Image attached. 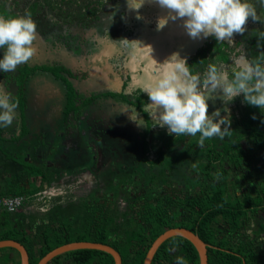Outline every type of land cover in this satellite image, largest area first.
I'll use <instances>...</instances> for the list:
<instances>
[{"label":"rangeland","instance_id":"obj_1","mask_svg":"<svg viewBox=\"0 0 264 264\" xmlns=\"http://www.w3.org/2000/svg\"><path fill=\"white\" fill-rule=\"evenodd\" d=\"M249 2L255 6L257 15L264 21V5H261L260 0H249ZM0 5L9 16L23 15L25 11L30 12L37 25V36L32 45L35 52L28 62L29 64H61L72 72L88 71L85 79L70 78L79 100L90 94L103 91H119L126 76H129V79L123 92L131 98L133 96L132 90L135 88L143 89L146 84L150 83L151 79L158 74L160 69L158 64H163L174 53L186 60L193 74L203 76L210 64L228 65L241 56L255 59L261 52H264V40L257 37L259 31H264V23L260 21L253 22L249 18L247 31L243 35L233 34V43H228L227 40L217 43L214 37L192 39L187 35L182 19L169 20L163 29L157 30V20L166 16L167 10L161 9L154 3V0H145L143 6L138 10L130 9L127 0H0ZM137 15L141 18L137 19ZM2 56L3 50L0 49V58ZM17 68L11 73L0 72V85L13 94V99L17 91L15 81ZM215 95V99L207 101L208 114L211 115L212 112L220 109L221 116L230 113L231 121L230 132L223 140L213 138L216 148L219 149L223 142L230 139L231 133L236 136L244 134V128L239 126V117L244 111L245 102L241 95L232 102L225 104L218 98L219 93ZM26 99V105L33 103L31 107L28 106L27 108L28 115L39 113L43 117V121H46L43 128L54 127L52 118L59 121L57 116L63 117L64 89L58 81H54L49 75L36 74L29 80L26 85ZM147 103H150L149 98ZM224 107L229 109V113L223 111ZM40 108L45 113L41 114ZM131 109L135 108L125 103L102 98L88 106L80 115L71 112L67 121H62L61 125L65 130L73 128V132H75L76 128H83L87 138L89 137L91 141L93 152L101 153V160L94 165L97 173L93 170L90 172L96 184L106 185V180L117 172L119 177H129L132 186L138 184V174L142 176V184L144 180L152 178L157 184L162 185L163 181L168 178L175 182L176 187L182 189L188 187L192 180L196 186H200L201 180L205 179L204 170L206 167L204 163L206 161L204 151H200L196 146L198 137L190 136V138L177 140L163 158L161 157L159 163L150 166L148 159H153L152 154L156 149L173 136L168 134L166 128L153 125L152 117L149 116L150 128L147 135L149 144L146 149L141 150L143 137L139 136L140 138L136 142L135 134L138 132V128L145 130V123L138 113L139 119H142L140 123L144 126L136 125L135 121L130 119ZM29 126L31 131L29 137L32 138L37 130V124L31 121ZM41 133L44 134V132ZM71 136L76 139L75 133ZM47 137L48 135H44L43 139H47ZM13 138L3 143L0 142V154L5 152L9 156L13 155L11 159L15 162V164H9V162L1 165L3 170L9 171L10 175L5 177V183L10 186L14 181L19 182L23 175L27 180L38 175L36 172H30V168L24 165L23 147L19 148L17 145L21 139L14 136ZM38 138L40 139V137ZM82 138L80 137V144L84 142ZM127 142L135 143L133 154L137 152V156L134 154L130 159L122 157L121 154L124 153V148L128 146ZM6 148H8L9 153H6ZM107 152L115 155V158L111 160L113 165L105 170L106 162L103 160V155H106ZM35 162V165L42 168L45 173L53 171L52 167L48 166L43 169V165H39L37 160ZM123 162L130 165L123 167ZM257 162L260 164V161ZM114 163L117 167H114ZM216 167V164L210 166L209 171L212 175H214ZM113 171L115 172L113 173ZM195 172L203 176L201 180L196 179ZM211 177L213 176L206 177V180L210 182ZM71 179L73 178L68 177L63 184L58 183L55 188H59L61 194L58 196L63 198H61L62 202L68 200L72 201L71 205H75L76 202L74 201L76 200L70 197V191L74 186ZM68 180L71 182L69 183ZM125 182L122 180L121 185ZM232 184L236 186L234 180ZM37 185L39 182L38 184L32 181L29 183L30 188ZM107 185L106 188H110V192L116 194L117 190L120 191L121 189V186L116 185L114 181ZM146 186L150 187V184ZM122 188L125 192L123 185ZM115 189L117 190L115 191ZM149 189L146 192L148 197L154 195ZM91 195L94 199L95 194L91 193ZM123 200L124 202L121 204L122 213L126 209V198ZM55 203L60 205L57 200ZM26 205L43 206L44 209L48 207V203L46 205H39V203ZM115 205L120 206L116 202ZM20 210L18 209L11 215H15ZM82 212V218L77 217L75 223L74 219L69 220L64 216L57 218L58 216L55 215H52L49 221L54 226L57 225L58 220L59 225L78 229L84 219L92 218L87 209ZM66 214L68 215V213ZM120 216L121 214H117V220L120 219ZM260 216L259 213L258 217ZM1 220L4 218L1 217ZM130 223L134 224L133 222ZM4 226H7L9 231L19 229V225L11 223V221H6ZM52 228L54 227L50 224H42L39 232L40 237H43L44 234L50 235ZM255 228L257 229V227ZM79 232L82 231L79 229ZM12 233L20 238L18 232ZM70 233L76 234L75 230L70 231ZM8 253L11 254L10 251Z\"/></svg>","mask_w":264,"mask_h":264},{"label":"trees","instance_id":"obj_2","mask_svg":"<svg viewBox=\"0 0 264 264\" xmlns=\"http://www.w3.org/2000/svg\"><path fill=\"white\" fill-rule=\"evenodd\" d=\"M0 15L9 16L1 5ZM36 74L49 75L62 85L65 97L62 109L64 122L71 112L80 115L88 106L102 98L133 106L145 123L142 150L148 146L150 117L147 112L141 111L148 101V96L145 92H141V88L133 89L131 98L124 94L123 90L126 88L129 76H126L121 83L119 91H103L79 100L70 78L85 79L88 71L72 72L61 64L26 63L17 68L15 76L17 91L14 100L18 102L19 136L28 132L25 122L26 85ZM253 116L256 118L253 119ZM262 121H264V109L245 103L244 111L239 117V126L245 130L243 135L236 136L231 133L230 139L223 142L219 149L216 148L213 138L206 140L203 147L196 144L200 151H204L206 161L205 179L201 178L203 176L200 173H194L196 179H202L197 189L189 188L181 191L174 186L167 188L164 185L147 187L146 185L151 184L153 179H146L142 184L141 175L137 177L138 184L132 186L129 177H126L128 181L122 185L125 188L127 208L120 223H115L113 217L116 209L115 195H111V199L107 197L93 199V195H90L79 205L73 219L75 223L77 217L82 218V211L86 209L91 213L92 218L84 219L78 229H71L65 225H59L57 230L50 229L51 234H44L42 238L45 244L31 264H36L38 259L53 248L73 241L106 244L120 254L121 264H143L146 252L155 238L166 229L176 227L189 229L208 245L207 264H264V247L261 246L262 242L259 241L257 233L259 230H264V122ZM78 132L81 138L83 136L82 143L91 155L92 146L89 137L87 138L85 130L81 127ZM172 136L156 149L152 154L153 159H148L150 166L159 163L174 142L190 138V136L181 138ZM0 138H2L1 131ZM257 161H260V164ZM24 163L30 168V172L38 173L42 183L44 182L45 185L48 183L50 176L39 167L29 165L25 161ZM213 164L217 166L214 175L209 171ZM86 165L83 168H86ZM67 170H69L66 171L67 173L73 172V169ZM208 176H213L210 182L206 180ZM233 180L236 186L232 184ZM17 184L14 181L11 186L8 184L3 186L0 189V197L31 194L42 186L30 188L29 185L25 187ZM148 189L154 195L148 197L146 194ZM105 192L107 196L108 191ZM259 212L260 217H258ZM4 214L8 215V213ZM5 222V218L0 219V226L2 227ZM253 223L259 228L257 232L251 234L246 226ZM74 230L76 234L72 235L70 231ZM11 238L13 239L12 233L7 231L0 236V239ZM66 254L72 256L75 264H114V259L109 253L97 249H76ZM177 256L183 257L186 264H199L198 252L194 245L179 235L167 238L159 245L151 264H175Z\"/></svg>","mask_w":264,"mask_h":264},{"label":"clouds","instance_id":"obj_3","mask_svg":"<svg viewBox=\"0 0 264 264\" xmlns=\"http://www.w3.org/2000/svg\"><path fill=\"white\" fill-rule=\"evenodd\" d=\"M144 2L127 0V5L138 10ZM154 3L167 10V15L157 20L158 31L169 20L182 19L187 35L192 39L214 37L217 43L226 40L233 43V34L243 35L247 31L249 18L264 23L249 0H154ZM260 3L264 5V0ZM140 18L137 15V19ZM36 36L37 25L30 12L8 17L0 15V49L3 50L0 72L11 73L28 63L35 52L32 45ZM257 37L264 40V31H259ZM158 65V74L141 90L150 101L141 111L152 117L153 125L166 128L169 135L196 137L199 134V147L214 137L223 140L230 132L229 109L223 108L229 113L225 116H221L220 109L208 114L207 101L215 99L217 93L225 104L242 95L246 104L264 109V52L255 59L241 56L232 64H210L203 76L193 74L186 60L176 53ZM17 108L13 94L0 85V127L12 126ZM130 119L143 125L138 122L142 119H138L136 109H131ZM0 211L7 213L1 207ZM175 264H186V261L177 256Z\"/></svg>","mask_w":264,"mask_h":264},{"label":"crops","instance_id":"obj_4","mask_svg":"<svg viewBox=\"0 0 264 264\" xmlns=\"http://www.w3.org/2000/svg\"><path fill=\"white\" fill-rule=\"evenodd\" d=\"M37 64H39V63H37ZM32 104L33 103L27 104L25 107V122H26V125L28 128V132L26 134H24L23 136H19V134H20L19 133L20 132L19 123L20 122H19L18 110H16V118L13 122L14 125H12L8 128L0 127L1 137H2V138H0V142L3 143L6 141H9V140H12V139H14L13 136L15 138L19 137L21 139V142H17V145L19 146V148L23 147L22 153H23V157L25 159V162H27L29 165L36 166L35 161L37 160L39 162V165H43V169H46L48 166L52 167L53 171L51 173H48V172L46 173L48 176H50L48 178V183L46 184V187L48 189L55 187V186H58V183L63 184L64 181L68 177L73 178L71 180H72V184H74V186H72V189L70 191V197H71V199L74 198L76 200L74 202H76V203H75V205H71L70 203H72V201H68V200L66 202H62L61 201L62 197L58 196L61 194V192H59V190H58L59 188H55V189H52L53 193L50 197V200H49L50 202L49 201L47 202L48 207H46V209H44L43 206L27 205V206L23 207L15 215H10V214L7 215V214H4V212L0 211V216L5 218L6 221H11V223L18 224L22 228L26 227L27 229H30L31 227H33L32 230L35 229L36 232L41 227L42 224H47V225L50 224L52 227H54L53 229L57 230L59 228L58 220H57V225H55V226L53 223H51V221H49V219L52 215L58 216L57 218L64 216V217H66V219H69V220L73 219L74 214L76 213L79 205L83 202L84 199L90 197L91 193L95 194V197L98 199H100V198L104 199L106 197L111 199V195L114 196V194H116V193L110 192V188H106V187L108 186L107 185L108 183H112L114 181V183L116 185L121 186L120 191L115 189V191L117 190V194L115 195L116 196L115 202L117 204L119 203L120 206L116 205V209L113 212V217H114L115 223H120L121 217L123 215L122 210H121V207H122L121 204L124 202L123 199L126 198L124 196L125 192L122 188L121 181L122 180L128 181V179L123 178V177H119L118 173L113 171V173L115 172V174H113L112 177H109V179L106 180L107 181L106 185L101 186V184H96V182H95V180L92 177V174L90 172L93 170L97 173V171L94 168V165H96L98 163V161L101 160V157H102L101 153L97 152V151L93 152V149H92V152L90 155L88 150L86 149V147L83 145V143L81 142V144H80V141H79L80 137H79L78 128H76L75 132H73V130H74L73 128H71V130H69L70 128H68L67 130H65L63 128V126L61 125L62 121H63V117L61 118V117L57 116V118H59V121H57V120L55 121L52 118L55 126L54 127L50 126L49 128L51 130L49 128H43V125L46 124V121H43V117H41V115L39 113H38L39 115L38 114L37 115L36 114H29L28 115V113H27L28 106L31 107ZM39 112L42 114L44 111H42L40 108ZM68 118H69V115H68L67 119ZM138 119H139V116H138ZM31 121H34V123L37 124V130L35 131V134L32 138L29 137V134L31 132L29 122H31ZM138 122H141V121H138ZM149 123H150V121H149ZM136 125H137V123H136ZM41 132H44V134H42ZM143 132H144V128L143 129L138 128V132L135 134L136 140H137L136 142H138V140L142 136ZM74 133L76 135V139L71 136ZM44 135H48L47 139H43ZM38 137H40V139ZM130 137H132V136H130ZM74 139L76 142L74 141ZM120 142H121V140H120ZM121 144H122V142H121ZM127 144H128V146L126 148H124V153H121V154H122V157H126V158L130 159V157L135 154V153L133 154V151L135 148V146H134L135 143L133 144V142L132 143L127 142ZM8 148L5 149L6 153H9ZM141 150H142V147H141ZM15 155H16V153H15ZM135 155L137 156V152ZM12 156L5 154V152L0 154V189L3 186L7 185L5 183L6 182L5 177H7V176L9 177V175H10L8 170L6 171V170H3L1 168V165H3V163L8 164L9 162H10L9 164H15V162L11 159ZM103 156H104L103 160H104V162H106L105 170H107L110 168V166L113 165V162L111 160H113L115 158L114 157L115 155L107 152V154L103 155ZM119 158H121L120 155H119ZM47 159H49V160H47ZM90 159H91V164H90ZM86 164H88V165H86ZM84 165H86V168H83ZM129 165H130L129 163H125V162L122 163L123 167H128ZM77 166H79L80 168ZM114 167H117L115 163H114ZM75 168H79V169L74 170ZM40 169L42 170V168H40ZM67 169H73V172L67 173L66 171H69ZM140 175L141 174H138L137 177L139 178ZM125 177H127V176H125ZM31 181L35 182L36 184H38V182H39V185H42L43 187L45 186V183L41 182L42 180H41V178L39 179L38 175H35L34 177H32L29 180H27L25 175H23V177H20V181L17 183L19 185H25V187H28L27 185H29V183ZM68 181H66V182H68ZM70 182L71 181H69V183ZM41 187H40V189L43 188V187L42 188ZM106 190L108 192H110V194H108V192H107V196L105 195ZM54 195H56V196H54ZM109 195H110V197H108ZM123 196H124V198H123ZM56 200L60 205H57L55 203ZM125 211H126V209L123 212H125ZM64 212L68 213V215ZM117 214H121L119 220H117V218H116ZM7 219H9V220H7ZM4 227H7V226H4ZM4 227H3L4 230L2 229L3 232L6 230ZM256 227H257V229L259 228L258 225ZM2 231H0V236L2 235L1 234ZM259 232H260V234L258 235L259 241L263 242L262 239H264V230H261V231L259 230ZM25 233H27V230ZM26 236L28 237V235H26V234L23 237H26ZM32 236L33 237L29 238V239L26 237L28 239V241L26 243L29 244V246L31 247V253L33 255H35L33 257V260H34L37 258V255L39 253V251H37L38 249L36 250V247L34 248V245H40L39 249H41L42 245H44L43 244L44 241H43V238H41V240L38 241V239H40V236L39 237H36L35 235H32ZM0 240H5V239H0ZM0 248L3 249V253L8 252L9 249L11 251L13 249H16V248L11 247V246H4V247H0ZM5 249L6 250L8 249V251H6ZM67 252L59 254L57 259H68V260L70 259L71 260L70 255L66 254ZM5 261H6L5 259L0 260V264H7V263H5ZM27 261H28V258H27ZM38 261H39V259L37 260V263H38ZM17 262H19L18 259L14 260V257H13V260L10 259L9 264H16Z\"/></svg>","mask_w":264,"mask_h":264},{"label":"water","instance_id":"obj_5","mask_svg":"<svg viewBox=\"0 0 264 264\" xmlns=\"http://www.w3.org/2000/svg\"><path fill=\"white\" fill-rule=\"evenodd\" d=\"M179 235L186 239H188L196 248L199 256V264H207L208 258H207V247L208 245L203 242L198 235L190 231L189 229L183 228V227H176V228H168L164 232H162L159 236L155 238V240L151 243L150 247L148 248L146 255L143 260V264H151V261L153 259V256L159 247V245L165 241L167 238H170L172 236ZM4 246H11L19 250L21 254V261L20 264H28L27 261V254L23 246L13 240V239H5L0 240V247ZM97 249L104 252L109 253L113 259L114 264H121V256L120 254L111 246L98 243V242H91V241H73L70 243L62 244L60 246H57L47 252L45 255H43L37 264H45L49 260H51L53 257L62 254L67 251L76 250V249Z\"/></svg>","mask_w":264,"mask_h":264},{"label":"flooded vegetation","instance_id":"obj_6","mask_svg":"<svg viewBox=\"0 0 264 264\" xmlns=\"http://www.w3.org/2000/svg\"><path fill=\"white\" fill-rule=\"evenodd\" d=\"M241 182H242V180L241 179H239ZM164 183H162V185H159V184H157L155 181H154V179H153V182L150 184V186L151 187H159V186H165V187H167V188H170V187H172V186H174V188H177L178 190H181V191H185V190H187V189H189V188H192L193 190L194 189H197L198 187H199V185H195L194 183H193V180L191 181V183H189V185H188V187H186L185 189H182L181 187H176L175 186V182L172 180H170V179H165L164 181H163ZM109 199V198H108ZM126 208H127V205H126ZM260 213V212H259ZM261 214V213H260ZM1 217L2 216H0V219H1ZM255 223H253L252 225L251 224H248L246 227H248L249 229H248V231H249V233H251L252 234V232L253 233H255V232H257V229H255V227H256V225H254ZM18 225V224H17ZM253 226V227H252ZM3 227H4V225L1 227L0 226V231H2V229H3ZM19 227V229H16V230H11V231H9V230H7V228L8 227H6L5 229V231H4V233L7 231V232H18L19 233V235H20V238H18V236L17 235H15V234H13L12 233V235H13V240H15V241H17V242H19L22 246H23V248L25 249V251H26V254H27V258H28V264H31L32 262H33V257L35 256V255H33L32 253H31V247L29 246V244H27L26 242L28 241V239L29 238H32L33 236L32 235H35L36 237H39L40 235H39V232H40V228L37 230V232H36V230L35 229H33L32 230V228L33 227H31L30 229H27L26 227H24V228H22L21 226H18ZM17 227V228H18ZM245 227V226H244ZM9 229V228H8ZM251 229V230H250ZM4 230V229H3ZM18 230V231H17ZM26 230H27V233H25L26 232ZM3 233V231L1 232V234H4ZM258 233V235L260 234V232L258 231L257 232ZM28 235V239L26 238V237H23L24 235ZM41 238L42 237H40V239H38V241H40L41 240ZM12 239V238H11ZM263 240V242H262V244H261V246H263L264 247V239H262ZM37 241V242H38ZM43 244H45L44 242H43ZM40 245H34V248L36 247V250L37 251H39L40 252V250L41 249H39L40 247H39ZM42 248V247H41ZM8 251V250H7ZM10 252H11V254H9L8 252H4L3 253V249L2 248H0V256L2 257V260L3 259H5L6 261H5V263H7V264H9L10 263V259H12L13 260V257H14V260H17L18 259V261H19V263H20V261H21V254H20V252H19V250L18 249H13L12 251L11 250H9ZM36 252V251H35ZM0 257V258H1ZM56 257V256H55ZM55 257H53L51 260H49L47 263H45V264H75L74 262H73V258H72V256H70V258H71V260L69 259H57V257L55 258ZM55 258V259H54Z\"/></svg>","mask_w":264,"mask_h":264},{"label":"built area","instance_id":"obj_7","mask_svg":"<svg viewBox=\"0 0 264 264\" xmlns=\"http://www.w3.org/2000/svg\"><path fill=\"white\" fill-rule=\"evenodd\" d=\"M52 189H55V187L50 189L45 187L31 194L2 196L0 197V207L7 213H14L28 203H39V205H46L53 193Z\"/></svg>","mask_w":264,"mask_h":264}]
</instances>
